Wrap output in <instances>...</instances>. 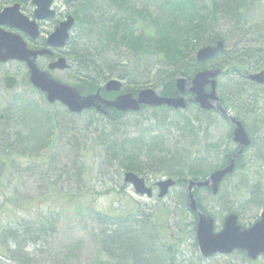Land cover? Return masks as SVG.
<instances>
[{
	"label": "rangeland",
	"instance_id": "374dc122",
	"mask_svg": "<svg viewBox=\"0 0 264 264\" xmlns=\"http://www.w3.org/2000/svg\"><path fill=\"white\" fill-rule=\"evenodd\" d=\"M19 1L24 0H0V10ZM120 1L121 8L117 13L126 14L127 0ZM183 1L193 9L192 12L173 7L174 2L169 0H132L143 10L133 19L134 9L129 12L135 23L133 29L145 31L143 42L148 46L139 56H133L138 85L123 83L121 92L143 88L161 94L164 81L187 80L195 72L221 63L222 59L217 58L181 71L180 65L193 62L197 50L205 45L200 40L186 41L179 31L175 36L169 35L170 31L184 27L190 20H207L204 29L225 40L229 55L236 46L252 47L264 38V0H198L207 7L215 3L220 11L217 17H206L200 7L194 10L190 3L198 4L196 0ZM100 2L104 7L116 8L114 0L94 1L95 4ZM18 4L25 16L32 13L29 1ZM54 8L61 10L64 5L55 0ZM104 17L109 18L108 15ZM153 30L160 35L157 42L151 37ZM180 49L185 53L180 54ZM159 50L165 52L167 59L172 57L178 63L168 65ZM132 51L134 49L125 53L129 56ZM45 61L48 60L36 61L42 71H46ZM256 61L255 57L244 60L243 67L249 68H227L220 64L218 68L223 65L225 74L217 79V95L223 107L222 94L225 96L235 90L234 84L243 83L242 76L252 73ZM262 68L264 64L256 71ZM51 75L69 86L76 85L71 71ZM4 77L16 80L12 90L5 89ZM27 77L25 67L18 62L0 64V233L2 229H13L18 225L29 229L41 224L52 231L39 235L35 230L36 239L22 249L16 250L11 244L14 252L22 254L17 259L5 253L2 250L4 243L0 242V264H105L98 241L99 231L105 226L97 221L96 215L111 216L124 222L129 215L138 213L152 217L162 231L163 241L172 247L175 259L181 257L179 262L197 263L192 248L194 219L186 211L184 194L188 181L204 180L222 164L225 154L234 151L235 146L228 137L229 123L216 113L200 115L195 106L175 112L146 109L135 115L125 114L113 124L90 111L70 115L58 103L48 105L32 89ZM263 97L257 98L255 105L249 107L251 114L229 110L232 117L244 122L253 140L251 149L236 161L240 168L224 182L218 197L212 198L204 189L194 193L201 210L213 217L216 231L227 213L238 214L239 224L248 227L264 209ZM185 120H189L194 131L191 136L183 130ZM110 141L129 143L131 155L127 149L122 152L126 157L131 156V161L143 170L141 177L150 187L167 176L152 174L149 167L159 165L160 159L164 163L185 149L192 155L197 153L200 170L207 174L200 178L187 174L164 199H156L155 188L151 199L137 196L129 185L122 183L125 171L119 166L123 153L117 151V155L106 156ZM115 157L117 161L113 160ZM244 260L234 254L215 256L203 264H264V259L253 263H244Z\"/></svg>",
	"mask_w": 264,
	"mask_h": 264
},
{
	"label": "trees",
	"instance_id": "16d2710c",
	"mask_svg": "<svg viewBox=\"0 0 264 264\" xmlns=\"http://www.w3.org/2000/svg\"><path fill=\"white\" fill-rule=\"evenodd\" d=\"M61 1L64 5H70L72 16H74L76 21L73 31L75 34L72 36L71 49L68 53L75 82L81 84L87 93L98 89V87H101L110 79H118L127 85L132 84L134 87L137 86L133 56H139L143 52L142 49L147 48L148 44L143 42L145 31L133 29L135 23H132V19L138 18V13L143 11L142 8H138L132 0H127V5L124 7L126 14L121 13L119 15L117 9L121 8L120 0H114L115 10L111 7H104L103 2L95 4V0ZM169 1L174 2L173 7L179 10H186L187 12L193 11L183 0ZM196 1L198 4L194 2L190 3V5L194 10L196 7H200L206 17H213L214 15L217 17L220 14L215 3H213L212 7H207L202 5L198 0ZM132 9H134V13H132L131 19V13L129 14V12H132ZM106 15H108V19H105L104 16ZM193 16H195L194 13ZM206 21L205 19H199L198 21H195V19L190 20L188 21L189 24L182 28L176 27L175 30L170 31L169 35L175 36L179 31V34L187 39L186 41L200 40L201 44H209L216 40H221L220 37L212 36L206 32V29H204V23ZM159 36L157 31L153 30L151 32V37L154 41L157 42ZM161 36L164 39L162 34ZM255 43V46L252 47L236 46L230 52L231 55L225 51L222 56V61L218 66L224 64L227 68H240L243 67L244 60L255 57L257 61L254 63V70L259 69L264 64V38ZM183 46L184 44L181 48ZM130 49H134V51H132L131 55L127 56L125 52L127 50L130 51ZM161 53L168 65L178 63L174 62L172 57L167 59L164 51ZM168 53L172 54V52ZM179 53L182 54L185 52L180 49ZM180 66L181 71L183 69L185 71L188 70L186 69L187 67L189 69L191 68L189 62H185ZM244 67L249 68L246 65ZM221 68L223 69V65H221ZM171 74L167 76L169 77ZM164 83L161 87V95L167 97L172 96L174 94L172 81ZM246 85L244 83L234 84L233 86L236 87L235 90L227 92L225 96L222 94L224 108L228 109L230 107L234 111H244L243 114L252 113V111H249V107L254 106L252 104L254 100L249 95L253 92L256 95L258 89L250 85L247 87ZM246 91L249 92L247 93ZM103 96L110 98L105 93H103ZM200 115L207 116L202 113ZM97 118L100 120L99 117ZM183 130L188 136L194 133L192 126L189 125V120H185V123H183ZM125 149L131 155L129 143L124 145L116 141L114 143L110 141L109 145L106 146V156L109 157L110 154L117 155V151L121 153L126 152ZM121 157L120 170L135 172L141 177L143 170L141 171L140 167L131 161V156L126 157V154L123 153ZM113 160L117 161L118 158L115 157ZM162 160L160 159L159 162L161 163L159 165L150 166L148 171L152 174H164V176L173 178L176 180L177 185L181 184L182 179L187 174L197 178L207 174V171L200 170L201 164L197 162V153L192 155L187 149L179 152L176 157L167 158L164 163ZM109 161L112 162L111 159ZM184 205L186 208L185 199ZM96 217L97 221L105 226L98 234L100 254L104 258L105 264H191L188 262H179L181 257L175 259L172 247L163 241L161 229L156 226L150 216L146 217L139 213L133 216L129 215L124 222H118L116 218L107 215L99 214ZM35 230H37L39 235L52 231L49 227H44L43 224L38 228L31 227L28 229L27 227L18 225V227L13 229H2L0 233V242L4 243L2 250L12 257V259H17V256L22 254L14 252L10 245L14 244L17 250L32 244L37 236ZM192 248L197 261L194 264H203L204 260L197 255L194 243L192 244Z\"/></svg>",
	"mask_w": 264,
	"mask_h": 264
},
{
	"label": "water",
	"instance_id": "95a60500",
	"mask_svg": "<svg viewBox=\"0 0 264 264\" xmlns=\"http://www.w3.org/2000/svg\"><path fill=\"white\" fill-rule=\"evenodd\" d=\"M52 0H31V4L36 6L34 17L36 19L44 18L51 5ZM72 20L62 25V28L57 31L53 41L50 43L53 46H63L66 40V31L70 28ZM0 26H9L23 31L25 34L35 36L36 27L34 23H29L25 17L18 13V6L3 9L0 12ZM223 51V42L218 41L213 45H207L200 48L195 56L197 63H202L212 59L217 54ZM46 50L31 52L26 49L24 42L15 34L7 33L0 29V63H5L9 60L24 62L29 71V83L34 89L45 95L48 103L53 104L58 101L65 106L70 113L79 114L83 110L94 108L96 111L103 109H113L116 112L137 113L141 106L149 108H157L166 106L173 110H184L186 106L193 102L198 105L200 110L209 112L218 110L226 114L219 104V99L216 96V78L220 74V70H207L196 73L192 80L187 83L185 79L175 81V89L178 94L172 98H165L157 95L153 90L145 89L137 93L133 98L131 94H121L113 100H105L100 97V91L90 95H83L77 88L63 84L47 73L39 71L34 60L37 56H42ZM50 70H64L68 68L64 60L59 59L53 65L49 66ZM248 80L256 84L264 85V70L259 73L248 76ZM4 83L6 89H11L15 81L13 78H5ZM208 86V91L205 87ZM121 84L118 81H110L105 84L106 92H118ZM187 92L192 95V99L187 102L182 98ZM102 108V109H101ZM229 120L233 125L232 141L240 146V149L233 154L228 162V165L222 169L213 171L208 177L201 181H188L187 183V200L188 210L196 216V225L194 229L195 241L198 252L204 258H208L214 254H230L232 251H242L250 260H255L258 255H264V211L260 214L259 220L250 228L242 230L237 225L236 214L227 215L222 224V230L218 233L213 231V220L209 216L204 215L197 209V204L192 195V188H207L212 196L217 195L220 184L225 178L232 175L235 165V158L239 156L243 150L250 144L247 134L240 122L235 121L229 116ZM123 182L130 184L139 196L151 197V190L144 184L143 179L137 177L133 173H125ZM156 186L159 188L158 198H163L169 188L174 186V182L170 179L158 182Z\"/></svg>",
	"mask_w": 264,
	"mask_h": 264
},
{
	"label": "flooded vegetation",
	"instance_id": "af4514ba",
	"mask_svg": "<svg viewBox=\"0 0 264 264\" xmlns=\"http://www.w3.org/2000/svg\"><path fill=\"white\" fill-rule=\"evenodd\" d=\"M30 6V5H29ZM55 7V2H54V4L52 5V12H53V16H52V18H50V19H48V20H45V21H37L36 22V24H37V27H38V36H37V38L35 39V40H33V41H30V39L29 38H27V37H25L24 39L27 41V42H29V44H28V46L30 47V48H32V49H40V48H45L47 45H48V43H51V41H53V38H54V36L57 34V27H58V25L61 23V22H63L68 16H70V6L68 5V6H65L63 9H61V10H57V9H55L54 8ZM30 8H31V12H32V7L30 6ZM23 12V11H22ZM28 18L29 19H32V13L28 16ZM54 32V34L53 35H51L52 33ZM47 44V45H46ZM70 44H71V38H70V36H69V40H68V46H70ZM68 46H66L63 50H53L52 51V55H53V57H51L52 59H56V58H60V57H62V58H64L65 60H67V58H66V56L64 55V51H67V48H68ZM51 59V60H52ZM50 61V60H49ZM68 61V60H67ZM66 61V62H67ZM46 63H45V66L47 67V65H48V61H45ZM69 62V61H68ZM250 86H252V87H256L258 90V92L256 93V95H254V92L253 93H251L249 96H251L252 98H253V102H252V104L253 105H255V103L257 102V98H260L261 96H264V87L263 86H258V85H255V84H249ZM247 93L249 92V91H246ZM262 99H264V97L262 98ZM220 101V100H219ZM263 102H264V100H263ZM221 103V102H220ZM222 109L226 112V114H223V113H221V112H218L217 110H214V111H212V113H216V114H218L223 120H225L226 122H228L229 123V125H230V131H229V134H230V138H231V131H232V123L230 122V120H229V115H230V117L232 116V114H231V112L229 111L230 109L231 110H233L232 108H228V109H226V108H223L222 107ZM234 111V110H233ZM237 112V111H236ZM238 114V113H237ZM231 118H233L235 121H240L241 122V124L243 123V128H244V130H245V132H246V134H247V137H248V139H249V142H250V144L246 147V149L244 150V153H245V151H247V150H249V149H251V147H252V145H253V140L251 139V137H250V133H249V130H248V128H247V126L244 124V122L243 121H241V120H239V119H237V118H235L234 116L233 117H231ZM237 150H238V148H237ZM244 153H242V155L244 154ZM258 157H261V156H258ZM243 257V256H242ZM244 259V258H243ZM259 259H264V257L263 256H261L260 258H258L257 260H259ZM242 260V259H241ZM256 260V261H257ZM248 263L246 260H244V263ZM255 262V261H254Z\"/></svg>",
	"mask_w": 264,
	"mask_h": 264
}]
</instances>
